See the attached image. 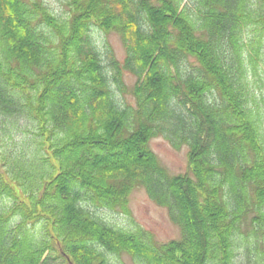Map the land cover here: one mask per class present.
I'll return each instance as SVG.
<instances>
[{"label": "trees", "instance_id": "16d2710c", "mask_svg": "<svg viewBox=\"0 0 264 264\" xmlns=\"http://www.w3.org/2000/svg\"><path fill=\"white\" fill-rule=\"evenodd\" d=\"M65 4L0 0V264H264V0ZM137 187L178 239L103 220Z\"/></svg>", "mask_w": 264, "mask_h": 264}, {"label": "rangeland", "instance_id": "374dc122", "mask_svg": "<svg viewBox=\"0 0 264 264\" xmlns=\"http://www.w3.org/2000/svg\"><path fill=\"white\" fill-rule=\"evenodd\" d=\"M44 2L56 15H65L67 12L65 0H44ZM95 39L105 63L109 61V54H112L120 62L123 61L124 47L120 36L116 32L105 33L97 30ZM123 79L127 87H131L136 81L135 77L129 73L124 74ZM124 99L133 102L129 94H125ZM150 147L157 155L159 162L170 174H182L187 171V146L183 145L181 148L176 149L167 139L158 136L150 140ZM129 209V214L118 210L103 209L97 211L107 223L126 229L144 228L150 231L160 243L179 238L180 229L178 225L171 221L167 209L154 203L142 187L132 190L129 196ZM239 253L243 254L244 250L240 249ZM113 263L134 264L128 254L114 256Z\"/></svg>", "mask_w": 264, "mask_h": 264}]
</instances>
